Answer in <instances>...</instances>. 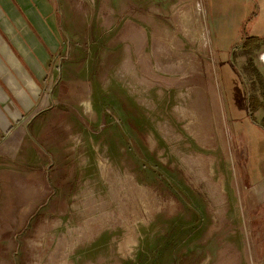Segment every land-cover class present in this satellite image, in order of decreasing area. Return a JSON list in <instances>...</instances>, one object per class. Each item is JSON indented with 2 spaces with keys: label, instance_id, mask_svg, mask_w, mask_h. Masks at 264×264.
I'll list each match as a JSON object with an SVG mask.
<instances>
[{
  "label": "rangeland",
  "instance_id": "rangeland-1",
  "mask_svg": "<svg viewBox=\"0 0 264 264\" xmlns=\"http://www.w3.org/2000/svg\"><path fill=\"white\" fill-rule=\"evenodd\" d=\"M0 264H264V0H0Z\"/></svg>",
  "mask_w": 264,
  "mask_h": 264
},
{
  "label": "bare ground",
  "instance_id": "bare-ground-1",
  "mask_svg": "<svg viewBox=\"0 0 264 264\" xmlns=\"http://www.w3.org/2000/svg\"><path fill=\"white\" fill-rule=\"evenodd\" d=\"M192 7H194V6H192ZM192 7H191V8H192ZM193 12H195V9H194ZM196 22H197V20H196ZM186 28H187V29H190V28H191V24H190L189 22H186ZM190 30H191V29H190ZM199 33H200V32L197 31V33L194 34V37H195V38H199ZM201 33H202V32H201ZM148 70H149V69H148ZM205 142H207V140H206ZM209 149H210V148H209ZM199 166H200V165H199Z\"/></svg>",
  "mask_w": 264,
  "mask_h": 264
},
{
  "label": "trees",
  "instance_id": "trees-1",
  "mask_svg": "<svg viewBox=\"0 0 264 264\" xmlns=\"http://www.w3.org/2000/svg\"><path fill=\"white\" fill-rule=\"evenodd\" d=\"M257 43V42H256ZM250 98V97H249ZM258 108H260V106L258 105Z\"/></svg>",
  "mask_w": 264,
  "mask_h": 264
}]
</instances>
